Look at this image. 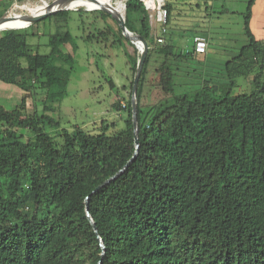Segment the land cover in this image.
Listing matches in <instances>:
<instances>
[{"label":"trees","instance_id":"1","mask_svg":"<svg viewBox=\"0 0 264 264\" xmlns=\"http://www.w3.org/2000/svg\"><path fill=\"white\" fill-rule=\"evenodd\" d=\"M254 1L247 42L211 70L207 49H193L199 31L184 27L191 48L176 47L167 0L165 31L142 0L125 1V26L148 45L135 90L137 148L140 54L118 23L115 42L134 48L129 99L111 104L118 118L97 132L60 128L53 116L77 49L63 50L69 10L53 13L62 25L45 54L28 42L33 23L0 30V81L21 90L14 108L0 105V264H264V42L249 27ZM8 7L0 4V17ZM249 76L250 91L234 94L237 78Z\"/></svg>","mask_w":264,"mask_h":264},{"label":"rangeland","instance_id":"2","mask_svg":"<svg viewBox=\"0 0 264 264\" xmlns=\"http://www.w3.org/2000/svg\"><path fill=\"white\" fill-rule=\"evenodd\" d=\"M29 0L28 3L23 2L29 7V12L23 14H15L5 16L0 22H11L12 20L23 17L24 13H32L37 9H43L48 5L58 4L66 0ZM84 1V0H80ZM90 1V0H86ZM93 2L96 0H92ZM168 1V0H167ZM174 4L176 14L185 22L186 14L191 18L203 20L204 25L199 24L201 30H204L209 37V46L206 65L209 67L219 68L220 65L236 54L240 47L247 42L245 35V13L248 0H171ZM79 2V1H78ZM104 6L115 9L123 14V4L119 0H101ZM96 3V2H95ZM97 4V3H96ZM98 4L97 6H99ZM89 5L72 6L67 11V25L61 21L57 22L56 17L50 14L35 21L29 32H36L27 37L34 51L39 53H48L50 48L47 45L48 36L55 31L56 23L62 25L70 31V36H66L63 40V50L73 54V44L77 46L74 53V67L70 75L69 82L66 87V93L63 95L59 107L53 113L54 118L59 120L60 128L73 129L75 125H82L91 132H97L103 119H107L109 123L117 120L118 114L115 113L111 104L115 100H121L126 103L129 99V83L132 79V72L128 64L126 52L134 55V48L126 40L122 39V43L115 42L118 35L117 22L111 15H104V9H95ZM252 16L248 17L251 32L255 37L264 42V0H255L252 5ZM37 8V9H36ZM79 9V10H78ZM24 10V9H22ZM78 10V11H77ZM28 11V10H27ZM17 11L16 13H20ZM10 13V12H9ZM22 13V12H21ZM5 14V13H4ZM183 25V23L181 24ZM104 27L110 28L108 36L103 39V35L99 33ZM186 29L187 25L184 24ZM102 31V30H101ZM184 29L180 32L179 37L175 41L178 49L187 50L191 48L192 38L190 34L185 33ZM139 54V52H138ZM65 66L67 64L64 63ZM110 76L117 88L111 90L105 81V77ZM251 76L237 78V84L233 89V93H243L250 91ZM154 81V77H150ZM124 86V87H122ZM13 91L17 90V94H21V90L12 87ZM10 90L9 87L0 89V104H4L7 109H12L20 101V96H10L3 98L4 91ZM146 94L150 98L157 97V92L150 87H146ZM39 104V102L37 103ZM56 104V103H55ZM28 113L32 112L33 104L28 97L27 100ZM122 126V125H121ZM115 129V128H114ZM54 132L53 128H49ZM113 130L112 128L109 131ZM59 140V137H56Z\"/></svg>","mask_w":264,"mask_h":264},{"label":"water","instance_id":"3","mask_svg":"<svg viewBox=\"0 0 264 264\" xmlns=\"http://www.w3.org/2000/svg\"><path fill=\"white\" fill-rule=\"evenodd\" d=\"M125 8H126V4L125 2H123V14L122 13H117L114 14L111 10H109L108 8H103L104 10H106L107 12L110 13V15L114 18V20L118 23L121 32L124 36H126L128 39H130L131 43L135 46V48L138 50L140 57L137 61V67H136V72L134 75V81H133V85H132V97H131V104H132V110H133V124H134V137H135V143H136V148L138 147V139H137V123H136V112H135V108H136V102H135V90H136V86H137V82L140 76V72L146 57V52H147V42L140 37L137 34H134L133 32H131L130 30H128V28L125 26ZM63 9H67V8H57V9H53V10H48L47 12L40 14V15H33L31 16L30 14H25L24 16H29V24L34 23L35 21L53 14L57 11L63 10ZM5 18V16H1L0 20ZM27 25V26H28ZM6 29H17V28H6Z\"/></svg>","mask_w":264,"mask_h":264},{"label":"built area","instance_id":"4","mask_svg":"<svg viewBox=\"0 0 264 264\" xmlns=\"http://www.w3.org/2000/svg\"><path fill=\"white\" fill-rule=\"evenodd\" d=\"M11 4V12L8 13L7 16L19 14L16 13L17 11L21 10L20 8L24 6L23 3L19 4V0H8ZM122 2H125L126 0H121ZM146 9V12L150 18V22L153 24L159 23L162 27V31H165V25L167 22L168 12L165 7L166 0H142ZM26 3V2H25ZM46 1L43 0L42 4H45ZM67 9H74V8H67ZM21 13V12H20ZM158 42H162L163 38L158 36L157 37ZM193 49L197 53H203L207 49V42L206 40L200 36L196 35L193 37Z\"/></svg>","mask_w":264,"mask_h":264},{"label":"crops","instance_id":"5","mask_svg":"<svg viewBox=\"0 0 264 264\" xmlns=\"http://www.w3.org/2000/svg\"><path fill=\"white\" fill-rule=\"evenodd\" d=\"M23 2H26V3H28L29 2V0H21V1H19V4H21V3H23ZM168 2L171 4V6H172V10H171V14H170V19H171V21H170V30L173 32V33H175V36H174V38L175 39H177V34L178 33H180V32H182L183 31V25L184 24H186L187 25V28H188V30L190 31V29H191V31H199L200 33H198V34H201L202 36L204 35L205 37H207V40H208V36H206L205 35V31L204 30H201L200 29V25L199 24H201V25H204L205 23H203V20L201 21L200 19L198 20V19H196V18H191V16L189 15V14H186V17H185V22H183L181 19H180V16H179V14H176V12H175V6H174V4H173V2L171 1V0H168ZM1 3H9V7H8V9L6 10V14H8L9 12H11V2L10 1H8V0H0V4ZM28 5V4H27ZM27 5H25V8H22V9H28V10H30L29 9V7L27 6ZM252 11H253V7L251 8V16H252ZM183 23V25H181ZM250 27V26H249ZM251 28V27H250ZM253 33V32H252ZM254 34V33H253ZM209 43V42H208ZM209 46V45H208ZM6 87H9L10 88V90H3L4 91V94H3V96H5V97H3V98H7L8 96H10V94H8V92L9 93H14V92H16V94H14V98L16 97V96H20L21 97V94H17L18 92H17V90H15V91H13V90H11V89H14V88H12V87H16V86H14V85H10V84H7V83H4V82H2V81H0V89H3V88H5L6 89ZM17 88V87H16ZM0 105H2V106H4L5 108H6V106L4 105V104H0Z\"/></svg>","mask_w":264,"mask_h":264},{"label":"bare ground","instance_id":"6","mask_svg":"<svg viewBox=\"0 0 264 264\" xmlns=\"http://www.w3.org/2000/svg\"><path fill=\"white\" fill-rule=\"evenodd\" d=\"M79 1V2H78ZM103 1V0H102ZM120 2H122L121 0H119ZM97 4H96V3ZM98 4H100L99 6H97ZM103 4V2H101V0H96V1H80V0H66V1H62L58 4H52V5H48L47 7L43 8V9H37L35 11H32V13L30 14L31 16L33 15H40V14H43L45 12H47L48 10H53V9H57V8H71L72 6H79V5H89V6H93L94 7L92 9H103L104 7L105 8H108L107 6H104V5H101ZM123 4V2H122ZM117 5H115V9H111V8H108L109 10H111L114 14H117ZM124 12V11H123ZM29 16H23L19 19H15V20H12L11 22H0V30L1 29H6V28H23V27H26L28 24H29Z\"/></svg>","mask_w":264,"mask_h":264},{"label":"clouds","instance_id":"7","mask_svg":"<svg viewBox=\"0 0 264 264\" xmlns=\"http://www.w3.org/2000/svg\"><path fill=\"white\" fill-rule=\"evenodd\" d=\"M63 10H69V9H63ZM93 10H95V9H93ZM28 12H29V10H28ZM19 14H23V13H19ZM24 14H31V12L30 13H24ZM31 25V24H30ZM29 26V25H28ZM28 26H26V27H28ZM26 27H23V28H26ZM19 29H22V28H19Z\"/></svg>","mask_w":264,"mask_h":264}]
</instances>
